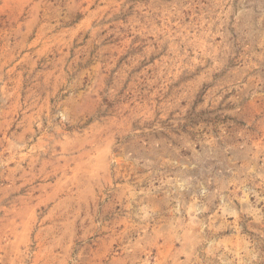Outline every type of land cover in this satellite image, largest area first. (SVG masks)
<instances>
[{
    "label": "rangeland",
    "instance_id": "374dc122",
    "mask_svg": "<svg viewBox=\"0 0 264 264\" xmlns=\"http://www.w3.org/2000/svg\"><path fill=\"white\" fill-rule=\"evenodd\" d=\"M0 264H264V0H0Z\"/></svg>",
    "mask_w": 264,
    "mask_h": 264
}]
</instances>
